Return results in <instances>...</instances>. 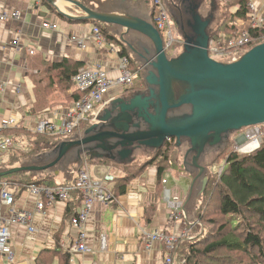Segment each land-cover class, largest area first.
Wrapping results in <instances>:
<instances>
[{
  "label": "water",
  "instance_id": "water-1",
  "mask_svg": "<svg viewBox=\"0 0 264 264\" xmlns=\"http://www.w3.org/2000/svg\"><path fill=\"white\" fill-rule=\"evenodd\" d=\"M45 1L68 20L113 26L140 66L145 90L112 98L83 132L36 155L34 166L0 170V178L36 173L60 186L58 178L77 179L85 159L131 166L152 159L174 139L184 171L191 177L197 173L187 205L197 181L201 192L208 183L202 161L212 162L235 134L264 124V42L226 60L209 55V43L224 19L219 0H177L174 7L166 0L183 44L171 57L151 21V0L87 2L97 8L76 0ZM133 35L150 43L140 47L139 42L138 52ZM51 156H56L53 162Z\"/></svg>",
  "mask_w": 264,
  "mask_h": 264
},
{
  "label": "crops",
  "instance_id": "crops-1",
  "mask_svg": "<svg viewBox=\"0 0 264 264\" xmlns=\"http://www.w3.org/2000/svg\"><path fill=\"white\" fill-rule=\"evenodd\" d=\"M42 1L0 0L1 11L22 13L21 20L0 22V127L3 121L16 117L20 121L18 128L23 127L24 133L32 132L31 129L41 118L60 122L76 104L68 100L74 89L58 90L47 100H43V96H37L44 62H59L70 58L83 62L85 66L102 64L108 70H114L117 65L116 59H112L106 52H94L93 49L83 51L70 40V36L75 34L87 36L92 25L70 23L49 10ZM171 1L170 7L178 2ZM253 1L257 5L264 3V0ZM139 4L142 5V2ZM44 22L56 24L57 29L43 28ZM17 40L20 46L18 49L14 45ZM29 48L35 53L29 54ZM109 76L115 77L117 72L112 71ZM127 92L130 91L120 88L112 90L107 94L104 106L112 98ZM19 138L28 143L22 134ZM32 150L31 146H22V149L13 151L28 153ZM6 156L0 154V168L3 170L7 162ZM178 161L182 163L180 159ZM140 163L141 159L131 168L135 171L126 181L127 171L112 162L91 164L93 177L102 178L111 174L117 178L113 184L118 192L117 198L109 205L95 204L84 224L85 245L89 252L69 253L70 264H165L168 256L165 246L154 242L147 249L141 232L160 231L179 236L188 234L189 222L193 225L191 219L194 210L186 208V220L172 222L165 202L164 186L158 182L157 166L151 165L140 170ZM181 169L174 165L165 171L163 179H167L168 188L178 191L187 201L193 178ZM119 180L125 182L121 184L125 186L123 194L116 188ZM69 181L65 180L60 184ZM36 202V198L24 193L16 197V208L35 213ZM68 207L69 204L59 202L47 208L43 214L35 213L32 221L35 232H29L25 226H13L10 248L15 254V260L10 263L6 256L0 255V264H61V252L75 244L80 232L71 222L76 213L70 216ZM103 235L107 242L105 251L101 250ZM46 256L52 257L44 259Z\"/></svg>",
  "mask_w": 264,
  "mask_h": 264
},
{
  "label": "trees",
  "instance_id": "trees-1",
  "mask_svg": "<svg viewBox=\"0 0 264 264\" xmlns=\"http://www.w3.org/2000/svg\"><path fill=\"white\" fill-rule=\"evenodd\" d=\"M76 1L97 8L93 3L88 4L89 0ZM224 1L219 0L220 7L222 9L224 6H228V10L224 12L223 22L218 27L213 38H218L220 35H224L229 39L237 36L232 25L237 20H248L252 14L251 9L247 5V0H234L230 3ZM42 2L49 10L70 23L90 24L93 27L100 28L109 43H116L119 56L127 58L130 62V70L137 74V80L133 89L145 86L140 66L136 63L129 48L117 40L113 26H107L102 23L68 20L58 14L45 0ZM151 21L155 26L153 15L151 16ZM250 38L249 44L240 49V52L249 50L255 45L264 42V26L252 29L250 31ZM130 41L135 44L138 52H141L140 47L150 43L149 40L139 35L131 36ZM139 42L140 47L138 46ZM149 46L151 47V45ZM175 46V52L167 53L168 57L178 52ZM86 67L83 62L74 61L70 58H64L59 62H44V66L40 71L41 87H38L37 96H43V100H47L51 94L58 90L69 91L74 89L68 100L70 103L80 101L85 93L75 89L73 78L81 69ZM91 123L89 119L82 122L79 127L80 132L75 130L68 137H50L30 131L29 133H24L25 129L21 126L9 130H1L0 134L8 136L19 137L22 134L33 148L28 153L12 151L7 154V162L4 164V169L18 167L15 165L16 163L20 166L36 165L34 161L36 155L52 151V148L57 146L59 142L71 139L74 135L83 132ZM240 134H235L226 145L224 151L214 156L212 162L204 163L202 161V165L207 170L209 180L203 192H201V182L197 181L199 185L198 183L195 184L190 201L187 204V207L189 206L194 210L191 219L193 225L189 222L187 236L180 239L179 252L177 251L178 264H264V138L257 150L248 154H242L233 149L235 138ZM174 145V139L166 141L155 157L147 161L142 160L140 163V170H145L151 165L157 166L158 182L162 187L163 176L167 169L178 165L184 170L182 163L178 161L182 158L178 150L174 149ZM17 153L21 154L15 157ZM13 157L17 161L11 163ZM51 157V162H53L56 156ZM88 161L90 165L98 162L107 163V161L103 160ZM133 166H118L127 171V178L124 181L130 179L132 176V173L135 171L131 169ZM220 168H222V172L218 173V169ZM0 170H3V168H0ZM35 175L36 173L19 172L2 177L0 180L18 184L22 193L26 191L27 186L35 183L55 185L52 180H44V178H39ZM196 176L197 173L192 178ZM115 181H117V178ZM122 183L125 182L119 180V185H116L121 194L125 193V186L121 185ZM113 191L115 198H117L118 192L115 188ZM79 205L80 200L78 199L74 203L69 204L68 214L70 216L74 215ZM57 255L58 253L54 254L53 257ZM61 255V264H70L69 252L63 251ZM49 257L52 256H46L44 259ZM44 264H47V262Z\"/></svg>",
  "mask_w": 264,
  "mask_h": 264
},
{
  "label": "built area",
  "instance_id": "built-area-1",
  "mask_svg": "<svg viewBox=\"0 0 264 264\" xmlns=\"http://www.w3.org/2000/svg\"><path fill=\"white\" fill-rule=\"evenodd\" d=\"M151 1L155 28L161 35L164 49L166 53H174V46L177 44L182 45V40L178 34L176 24L168 12L166 0ZM247 5L252 11L251 17L246 21L237 20L232 25L237 36L229 39L224 35H220L210 41L209 55L212 58L226 60L238 55L240 49L249 44L251 40L250 31L264 26V3L257 5L253 0H247ZM21 16L22 13L20 11L6 12L0 10L1 23L10 20H21ZM42 26L51 30L57 29V25L50 22H44ZM70 40L83 51L93 49L94 52H106L112 59H116V68L108 70L102 64H98L81 69L74 76L73 82L75 89L85 93L84 97L66 112L60 122L47 118L38 120L31 129L33 133L50 137H68L75 130L80 132L81 123L88 119L92 122L98 112L104 107L105 99L109 92L116 88L130 91L137 80V74L133 73L129 68V60L119 56L117 46L111 47V43L107 41L100 28L92 27L87 36L80 37L75 34L70 36ZM18 43L19 40L14 43L17 49L20 48ZM27 52L29 54L35 53L32 48H29ZM112 71L117 72V76L110 77L109 74ZM19 122L16 117H11L2 122L0 129L18 128ZM263 138L264 124L250 127L239 135L233 148L239 153L248 154L260 147ZM22 146L26 148L30 145L19 137L0 134V154L5 156L13 150L22 149ZM221 172L222 168L219 169V173ZM115 180L116 177L111 174H107L102 178L93 177L91 165L87 159L84 160L77 179L74 182L69 181L60 186L35 183L27 186L26 191L22 193L18 184L0 180V255L6 256L10 263L15 260V254L10 248L11 228L13 226H25L29 232H35L36 229L32 226L35 213L43 214L47 208H51L59 202L68 205L74 203L77 199L80 200V209L76 212L71 222L73 226L80 229V232L75 244L65 251L70 254L89 252L85 245L86 233L84 224L95 204L109 205L113 203L115 200L113 193ZM167 183V179H163L162 184L164 186V197L169 211V219L172 222L185 221L186 199L178 191L175 192L167 188ZM24 193L36 198L35 213L16 208V197ZM141 235L147 249H150L151 244L154 242L162 243L165 246L168 252L165 264H178L177 251L179 242L185 236L147 230H143ZM101 250H107V242L104 235L101 238Z\"/></svg>",
  "mask_w": 264,
  "mask_h": 264
},
{
  "label": "rangeland",
  "instance_id": "rangeland-1",
  "mask_svg": "<svg viewBox=\"0 0 264 264\" xmlns=\"http://www.w3.org/2000/svg\"><path fill=\"white\" fill-rule=\"evenodd\" d=\"M233 2L234 0H225L224 2ZM224 8V9H223ZM222 8V10H223V12H226V10H228V6H224ZM70 11V10H69ZM111 47H116V43H112L111 44ZM181 48H182V45H180V44H178L177 46H176V49H178V51H180L181 50ZM239 137V135L235 138V142H236V139ZM234 149V148H233ZM18 154H21V153H17L16 155H15V157H17L18 156ZM17 160L13 157V160H11V163H14V162H16ZM16 166H20L18 163H16L15 164ZM216 167V166H215ZM214 168V167H213ZM214 170H215V168H214ZM218 173H219V169H218ZM57 181L58 182H62L63 180H62V178H58L57 179ZM168 188V187H167ZM186 207H187V205H186ZM189 208V206L187 207V209ZM187 236V235H186ZM185 236V237H186Z\"/></svg>",
  "mask_w": 264,
  "mask_h": 264
},
{
  "label": "flooded vegetation",
  "instance_id": "flooded-vegetation-1",
  "mask_svg": "<svg viewBox=\"0 0 264 264\" xmlns=\"http://www.w3.org/2000/svg\"><path fill=\"white\" fill-rule=\"evenodd\" d=\"M153 15V14H152ZM139 90V89H141V90H145V86H140V87H138V88H135V89H132V90Z\"/></svg>",
  "mask_w": 264,
  "mask_h": 264
},
{
  "label": "clouds",
  "instance_id": "clouds-1",
  "mask_svg": "<svg viewBox=\"0 0 264 264\" xmlns=\"http://www.w3.org/2000/svg\"><path fill=\"white\" fill-rule=\"evenodd\" d=\"M173 21H174V20H173ZM130 91H132V90H130ZM100 111H101V110H100ZM100 111H99V112H100ZM99 112H98V113H99Z\"/></svg>",
  "mask_w": 264,
  "mask_h": 264
},
{
  "label": "bare ground",
  "instance_id": "bare-ground-1",
  "mask_svg": "<svg viewBox=\"0 0 264 264\" xmlns=\"http://www.w3.org/2000/svg\"><path fill=\"white\" fill-rule=\"evenodd\" d=\"M67 212V211H66ZM69 213V212H68ZM78 236V235H77ZM133 262V261H132Z\"/></svg>",
  "mask_w": 264,
  "mask_h": 264
}]
</instances>
